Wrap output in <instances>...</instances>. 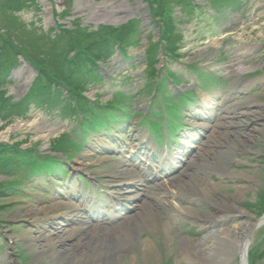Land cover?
Instances as JSON below:
<instances>
[{
	"label": "rangeland",
	"instance_id": "1",
	"mask_svg": "<svg viewBox=\"0 0 264 264\" xmlns=\"http://www.w3.org/2000/svg\"><path fill=\"white\" fill-rule=\"evenodd\" d=\"M223 2L230 3L221 7ZM112 35L120 37L130 59L114 54L112 41L103 42L105 38L111 40ZM165 40L171 41L166 47ZM87 49L96 51L95 55L86 54L90 58L87 65L97 69L99 65L100 72L79 70L72 75L76 55ZM0 64V149H10V154L21 157H9L15 165L8 169L10 172L0 170L1 264L5 257L7 264H58V259L50 255L57 248L64 251L60 249L63 243H72L87 227L90 231L113 229L106 239L98 240L108 252L105 242L120 228L114 226H121L138 212L139 203L115 224L91 221L81 202L92 203L94 195L81 182L72 180L84 177L100 193L95 194L98 197L111 198L116 195L113 192H120L122 197H118L129 200L135 193L131 183H137L140 190L143 186L133 182L139 167L128 157L139 148L138 135L148 129L140 114L161 107L160 98L167 91L168 102V96L177 98L185 90L197 93L196 101L181 110L183 136L194 130L189 123L196 119L192 114L202 111L204 98L212 102L213 98L231 95L227 102L214 100L222 109L216 106L218 116L210 123L202 122L210 127L196 129L199 139L190 137L180 142L187 146L184 154L175 151L183 157L189 150L184 156L187 164L204 148L233 150L230 163L229 157H213L228 163L231 174L218 175L209 168L203 173L192 167L195 176L203 179L200 183L185 182L183 187L200 185L209 197L222 204L234 202L244 212L238 220L224 222L222 229L264 217V0H0ZM190 68L215 74L219 80L202 90ZM167 74L169 83L163 80L158 87V78ZM38 75L49 89L32 90L37 89L33 85ZM75 78L81 82L76 86L79 93L65 102L69 96L64 84H72ZM243 83L247 87L242 88ZM54 86L60 103L51 95ZM109 105L110 118L116 124L104 117ZM97 125L101 130L89 136L88 132L82 147L70 144L74 131L82 130L85 135L83 131ZM225 141L227 145L223 146ZM56 162L60 166L67 162L71 174L58 179L51 173L54 180L47 182L43 167ZM241 175L255 179L241 182ZM58 180L71 187L57 186ZM130 189V193L122 194ZM77 190L82 195L80 200L75 198ZM187 195L169 194L166 198L196 209L203 218L179 212L172 216L174 222L164 215L153 232L139 227L134 238L118 249L113 264H200L187 258L179 242L204 237L212 226L201 223L218 212L206 200L191 201ZM244 203L254 208L247 209ZM54 227L62 231L55 233ZM165 227L172 231L173 238L168 237ZM248 234V249L254 241H261L249 264H264V221ZM223 246L226 249L215 250L217 253L211 250L210 259L217 264H237V254L230 259L234 249ZM73 264L85 262L77 260Z\"/></svg>",
	"mask_w": 264,
	"mask_h": 264
},
{
	"label": "bare ground",
	"instance_id": "2",
	"mask_svg": "<svg viewBox=\"0 0 264 264\" xmlns=\"http://www.w3.org/2000/svg\"><path fill=\"white\" fill-rule=\"evenodd\" d=\"M110 40H106L105 42H109ZM95 55L96 51L89 50L85 51V55ZM98 69L93 67L92 65L85 64L83 66V69H91L92 71L100 72L99 65H97ZM81 71V69H78ZM104 72V71H103ZM64 85L72 86L70 83H66ZM242 88H245L247 86L246 83L241 84ZM248 85V83H247ZM232 89V87H231ZM225 97V96H223ZM224 99L222 102L228 101ZM246 100V99H245ZM221 104V103H220ZM218 104V105H220ZM229 135V134H225ZM227 145V141H225L223 146ZM237 145V144H236ZM234 145L235 150L237 149V146ZM241 145H239L240 147ZM219 148V149H218ZM218 149V150H217ZM234 150V151H235ZM233 150L229 151L228 149H222L220 147H216L215 150H208V149H201L199 153H195V156L192 157V159L187 162L186 165L183 167V171L177 172V175L171 178L170 180H167L163 183H155L152 184L147 190L142 191H135L134 195H138V202H139V208L140 210L136 212L132 217L126 218L121 226L120 223L114 227H120L116 229L117 231L114 232V235H112L113 239H110L109 241L106 240L105 243L108 245V252L104 250V245L100 246L99 241L100 239H106L109 232H111L113 229H106L105 231L102 229H96V230H85L84 233H82L78 238H75L72 240V243H68L66 246V243H63L64 247L60 248L64 251L59 250V248L56 249V253H52L50 257L58 259V264H73L77 260L84 261L85 264H113L115 260V255H117V251L120 248L125 247V241L127 239L134 238V235H136V232L141 227H147L151 232L153 230H157L160 226V219L164 218V215L171 216L170 220L171 222H174L172 219V216L176 213V215L181 212L184 215H192L196 216V218H203L200 213L196 209H189L188 207H184L180 205L178 201H175L171 203L166 196L170 194V196H177L179 194L187 195V199H190L191 201L196 199H204L207 201V203L212 204L216 206L217 211L219 214H212L210 216L211 219H205L206 222H202L204 227H208L207 223L212 226L209 232L204 235V237H201L200 239H195L192 241L186 242L185 240H180V247L183 248V251L187 258L192 259L193 261H199L200 264H217L215 261L210 259L211 257V250H223L226 249L224 244L226 246L232 247L234 250H231V257H233L234 253L237 256L238 259L237 264H245V254L247 251V248L249 246V241L247 239L248 231L254 229L256 225L262 221H264V218L262 220H248L246 223H233L231 227H227L222 229L223 223L234 219V221L238 220L239 217H242L243 211L240 210L238 206L234 204V202L225 201L223 204L219 202V199L209 197L207 195V191L200 185H196L194 187H183L184 183L188 181L194 183L195 181L201 182L203 178H197L195 176V173L192 172V167H198V171H201L204 173L206 168L211 169V171L216 172L218 175H224L228 176L231 174L229 171V165H227L224 162L215 161L213 160L214 156L221 157V159L226 156L229 157V155L232 153ZM133 156V155H132ZM230 160H234V157L227 158V162ZM230 163V162H229ZM187 169H191V171H187ZM158 171L155 173L153 172L152 175H147V178H151V180H157L159 177L156 176ZM193 173V174H192ZM166 177V175H164ZM196 179V180H195ZM250 179V180H249ZM255 178L252 176H245L241 175L240 179L241 182H247L253 181ZM199 182V183H200ZM244 183L243 186H246ZM186 185V184H185ZM124 188V187H123ZM196 188V189H195ZM246 189V187H244ZM252 188V187H251ZM250 189V188H248ZM244 190V189H242ZM131 191V189H130ZM189 191V192H188ZM129 193V191H123L122 194ZM132 196V195H131ZM223 202V201H222ZM78 205V204H77ZM137 206L136 204H134ZM245 207L247 209L251 208L253 209L254 206H252L250 203H244ZM133 206V207H135ZM228 218V219H227ZM80 220V219H79ZM81 221V220H80ZM219 222V225L217 224ZM86 223V222H85ZM221 223V224H220ZM87 224V223H86ZM166 224V223H165ZM164 224V226H165ZM88 225V224H87ZM163 225V224H162ZM163 226V227H164ZM140 227V228H139ZM167 228V235L169 238H173V235L170 232V229ZM115 229V228H114ZM55 233H59L62 231V229H59V227H54ZM110 230V231H109ZM57 231V232H56ZM109 231V232H108ZM84 237V238H83ZM136 237V236H135ZM87 238L85 241L82 240ZM63 241V240H62ZM92 245V247H90ZM223 244V245H222ZM102 247V249H100ZM214 248V250H213ZM229 248V247H228ZM230 249V248H229ZM45 253H47V249H45ZM106 252V253H103ZM59 253L61 256H59ZM214 253H217L215 251ZM109 254V255H108ZM219 257V256H215ZM4 259V264H7L9 260ZM218 259V258H216ZM2 263V264H3ZM116 263V262H115ZM1 264V263H0ZM223 264V263H222Z\"/></svg>",
	"mask_w": 264,
	"mask_h": 264
},
{
	"label": "trees",
	"instance_id": "3",
	"mask_svg": "<svg viewBox=\"0 0 264 264\" xmlns=\"http://www.w3.org/2000/svg\"><path fill=\"white\" fill-rule=\"evenodd\" d=\"M110 39H111L110 41H112L113 43H115L116 40L118 39V36L117 35H115V36L112 35V37H110ZM102 40H103V42H105L107 40V38L102 39ZM87 50L89 51V49H87ZM1 51L3 52V50H1ZM79 54L81 55V57H83L84 59H86L88 61V58H87L88 56L85 55V51L84 52H81ZM94 59H96V58H92V60H94ZM2 67H3V64H0V71H2ZM42 80L43 79L41 78V75H38L37 78H36V81L37 82L35 81L34 82V85H33V87H37V89H33L32 88V90H40V91H43L44 89L45 90L47 88L49 89L50 86L48 84H46V83H43ZM72 82H73L71 84L72 86H67L66 85V91L68 93L69 98H71V97L73 98L74 95H76V94L79 93L78 91H76V86H79L81 84V82L77 78L72 79ZM9 151H11V150L10 149H7V150L3 151L4 152L3 153V152H1V149H0V152H1L0 153V170H2L3 172H7V173L10 172V171H8L9 168H11V167H14L15 168V165L9 160V157H11L13 155L14 158H21L19 155L15 154V153L14 154H10ZM40 164H42V163H40ZM31 168L33 169L34 167H31ZM36 168H38V167H36ZM25 169H26V167H25ZM15 170L18 171V168H16ZM19 170H21V168H19ZM29 170H31V169H28L27 171H29Z\"/></svg>",
	"mask_w": 264,
	"mask_h": 264
},
{
	"label": "water",
	"instance_id": "4",
	"mask_svg": "<svg viewBox=\"0 0 264 264\" xmlns=\"http://www.w3.org/2000/svg\"><path fill=\"white\" fill-rule=\"evenodd\" d=\"M245 263H246V254H245Z\"/></svg>",
	"mask_w": 264,
	"mask_h": 264
}]
</instances>
